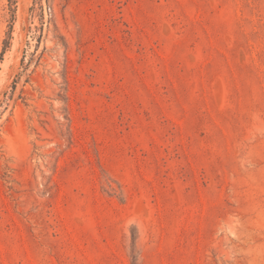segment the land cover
Segmentation results:
<instances>
[{"label":"rangeland","instance_id":"1","mask_svg":"<svg viewBox=\"0 0 264 264\" xmlns=\"http://www.w3.org/2000/svg\"><path fill=\"white\" fill-rule=\"evenodd\" d=\"M0 264H264V0H0Z\"/></svg>","mask_w":264,"mask_h":264}]
</instances>
